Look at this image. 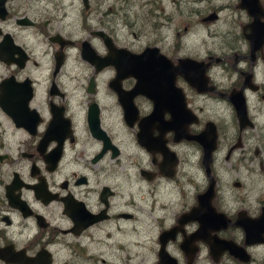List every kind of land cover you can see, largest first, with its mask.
Segmentation results:
<instances>
[{"label":"flooded vegetation","instance_id":"flooded-vegetation-1","mask_svg":"<svg viewBox=\"0 0 264 264\" xmlns=\"http://www.w3.org/2000/svg\"><path fill=\"white\" fill-rule=\"evenodd\" d=\"M2 1L0 264L31 257L39 264L46 254L55 264L56 250L69 252L61 264H94L89 247L107 243L111 224L121 231L133 210L152 216L159 205L171 214L168 222L154 220L158 264L159 235L172 228L162 247L175 264H263L264 231L257 236L255 220L264 226V192L254 196L246 172L257 164V178H264V0ZM83 46L96 55L92 62ZM149 48L144 62L165 65L158 82L135 87L134 76L116 77V65L127 68ZM105 56L109 64L97 69ZM193 72L200 79H188ZM233 90L241 91L252 126H239L228 99ZM181 96L198 120L187 132L199 133L206 122L215 128L209 174L201 145L180 138V123L168 129L170 114L182 110ZM211 102L221 114L202 119L198 111ZM155 107L163 124L141 128L149 133L147 149L138 142L139 120ZM186 145L198 154L191 189L180 155ZM210 181L209 203L223 217L198 236L197 221L178 219ZM243 225L254 227L251 235ZM221 241L242 252L217 249ZM8 255L14 262L1 259Z\"/></svg>","mask_w":264,"mask_h":264},{"label":"water","instance_id":"water-1","mask_svg":"<svg viewBox=\"0 0 264 264\" xmlns=\"http://www.w3.org/2000/svg\"><path fill=\"white\" fill-rule=\"evenodd\" d=\"M2 0H0V6L2 5ZM87 2V0H82V3L85 4ZM100 34L102 32H99ZM104 43H106L107 48L108 49H114L112 42L108 39V38H104ZM251 43H250V48H251ZM86 50L84 51V46H83V58L87 59L89 62H92V56H96L94 54V52L92 50H88L87 48H85ZM149 50H153V49H147L141 53H138V55H134L132 62L134 64L127 66V68H125L123 65H116V77L121 78V77H127V75H131L134 76L137 79V82L135 84V87H139L140 85L144 84V83H151V81H155L158 82V77L160 75V70H162V68H165V65L162 66H156V64H154L152 61L150 62H144V59L147 58L149 55ZM115 55V52L113 53ZM133 55V54H132ZM109 58L108 56L103 57V59L100 61L99 65L97 66V69H101L102 67H104V65L109 64ZM194 64H197L194 63ZM206 65H204L205 67ZM201 68H199L200 71H202L203 69V65H200ZM176 68V67H175ZM202 76V73H200V75L198 73H194L193 75H188V79H200L199 77ZM212 89V88H211ZM228 99L230 100L233 110H235L236 112V119L237 122H239V126L240 127H244L246 125L252 126L251 122L248 120L247 118V113L245 110V99L242 96V93L240 90L238 91H232L229 95H228ZM181 111H178L177 113L170 114V117L168 120H166L167 124H168V129H173L176 130V124L180 123V131L182 132L180 138H184L185 140H192L196 143H198L199 145H201L202 147V163L203 165L206 167V172L207 174H209V169H208V165L207 162L209 163L210 160V153L212 152L213 148H214V141L216 138V134H215V128L213 126V123H209L206 122V124L204 125L203 129H201L199 131V133L197 134H191L189 132H187V126L189 123H196L198 120H196V115L194 113H192V111L189 108L185 107L184 104V99L181 96ZM12 112V111H11ZM14 112V111H13ZM157 112L156 107L154 109V111L147 115L142 117L139 120V127L140 129L144 126L149 125L150 123L153 122V120H159L160 124H163V122L160 120V116L159 115H155V113ZM9 115L12 116L13 113L9 112ZM13 117V116H12ZM15 120V118L13 119ZM124 120L126 123L128 122V117L126 115H124ZM143 132L144 137L138 139V142L140 143V145H144L147 149L148 146L146 145V143L144 142V140L149 137V133L148 131H144L141 129V133ZM177 133V132H176ZM175 133V134H176ZM157 139V137H155ZM141 140V141H140ZM46 141L42 140L40 142L41 145L45 144ZM58 152L57 155L54 156V159L56 160L58 158ZM53 159V160H54ZM212 184L213 182L210 181L209 183V189H208V185L205 188L206 190L204 192H202V194L197 196V201L198 204L194 207H191V209L187 212H184L180 218L178 219L179 224L185 221H192L195 220L197 221V223L199 224L198 229L194 232V234L198 235L202 232L205 231L206 228H208L210 226V221L211 224H213L216 219L222 218L223 215L218 214L214 211L213 206L209 203V198H211L212 196ZM261 219H256L255 223L257 225L256 228V234L257 236L259 234H262L264 231V226L259 225V221ZM254 227H250L248 225H243V229L245 232V236L251 235L252 234V230ZM176 228H172L169 231L166 232H162L159 237H161L162 241L159 247V252H158V260L159 262H161L162 264H175V259H173L171 256H169L167 254V252L165 251V249L162 247L164 241L168 238V236L171 233H174ZM220 245H218L219 250L221 249H227L230 253L234 254V255H240L238 253L242 252L241 250H237L238 253H236L229 245V242H225V241H221V243H219ZM239 249V248H238ZM213 253V250H212ZM1 259L5 262H14V259L12 257V255H8V256H2ZM38 257H31V258H26L23 262V264H38ZM50 263V256L48 254H46V257L43 259V261L39 262V264H49ZM264 264V263H263Z\"/></svg>","mask_w":264,"mask_h":264},{"label":"rangeland","instance_id":"rangeland-1","mask_svg":"<svg viewBox=\"0 0 264 264\" xmlns=\"http://www.w3.org/2000/svg\"><path fill=\"white\" fill-rule=\"evenodd\" d=\"M179 5H181V10L185 6L182 2H180ZM133 8L135 11L137 10V18H141L142 21H145V19L143 18L144 11L143 9H141L140 3L138 5H135L134 3V5L131 6V9ZM127 12H129V8ZM174 17L175 19H177L178 16ZM120 30L124 29L121 28ZM128 37L130 38L129 35ZM41 51L42 48L40 46L34 45L33 53L35 52L37 55H39ZM259 102L260 101H258V103ZM256 105L257 102H255L253 99L250 104V107L251 109H253L252 113L254 114L257 113ZM219 106L221 105H214L212 102L205 104L202 107L203 110L198 111L199 117H201L202 119H208L211 118V115L214 112L221 114V109L218 108ZM11 146L15 147V145ZM134 149V146L130 149L126 148L124 151L121 152L120 158L125 160L127 158L125 153L130 152ZM137 150L139 151L138 148ZM180 155L185 160V166L187 171L186 177L189 179V188L191 189L192 183L190 180V175L192 174V172L195 173V169L197 168V166L195 165V161L198 157V154L194 152V149L190 145H186L185 148L181 150ZM255 167L257 170L259 169V167H257V164H255ZM257 170L252 169L251 172H246L247 175H252L254 196L261 195L264 192V178L260 180L257 178V175L259 174V171ZM132 212L135 215L134 220L123 221L120 224V227L122 228L121 231L116 230V227L111 224V227L113 228L112 235L105 245L97 243L96 245L89 247V252L93 255H97V259L94 258V264H158V261L156 260L155 251V234L158 225L156 226L154 220L159 217L160 219H164L166 222H168V218L171 214V211L169 209L168 211H166V209L162 210L159 205L158 209L152 213L153 217L147 212L140 213L139 211L134 210ZM54 253L55 264H61L63 261L70 259L69 252H65L63 250H56L54 251ZM101 258L105 259V263L99 261ZM83 263L93 264L90 262ZM66 264H68V261ZM199 264H209V262L205 261Z\"/></svg>","mask_w":264,"mask_h":264}]
</instances>
